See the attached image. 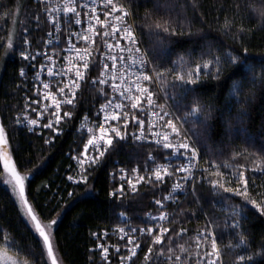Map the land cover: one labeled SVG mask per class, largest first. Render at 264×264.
<instances>
[{
  "label": "snow or ice",
  "instance_id": "6c2138e0",
  "mask_svg": "<svg viewBox=\"0 0 264 264\" xmlns=\"http://www.w3.org/2000/svg\"><path fill=\"white\" fill-rule=\"evenodd\" d=\"M148 3L151 8L145 6L146 15L141 17L133 0H35L36 10L26 15L31 27L0 28V51L18 55L22 61L20 90L25 91L26 85L33 90L24 96L25 103L15 116L0 117V177L10 186L13 202L35 240V245L23 248L15 237L8 239L0 230L4 245L0 264H27V260L13 259L10 252L30 257L35 264H58L53 250L58 214L46 216L37 207L29 177L22 174L26 164L20 162L13 141L19 126L33 135L47 129L51 135L45 142L51 143L53 135L62 132L61 121H71L73 116L78 121H95L66 177L73 185L87 186L90 170L100 165L117 141L131 140L144 150L141 162L111 174L119 183L112 184L108 195L122 204L129 193L140 197L138 186L143 185L152 193L154 212H148L143 226L134 227L125 219L111 234L91 233L96 243L93 251H99L101 264H112L110 248L119 257L117 264H220L225 239L236 253L235 264H255L257 256L264 257V243L253 251L243 224L252 209L264 217V142L257 147L252 140H243L242 147L230 136L232 119L240 125L247 123L255 98L252 88L258 81L264 87V68L258 73L236 54L238 50H226L227 45L208 44L198 56L190 49L180 52L169 47L179 45L176 38L193 26L187 13L196 17L203 5L200 0ZM228 11L221 8L215 23L226 36L237 31L243 34L245 13L264 21V0H235L226 18ZM145 35L149 37L147 46ZM230 66L236 71L218 87L229 89L230 84L235 103L226 102L222 112L203 102L197 86L206 79L220 81ZM82 84L99 96L88 116L82 106L77 109L76 90ZM218 114L221 126H227V142L218 139L220 146L210 149L208 140L215 129L212 121ZM186 125L199 126L196 139ZM53 188L41 184L35 191L48 189L53 203L60 196ZM181 197L197 211L183 212L178 223L169 208L182 209ZM208 208L213 209L211 216ZM199 221H203L202 228L185 226ZM111 236L119 237L123 245H109ZM56 244L58 247L59 241Z\"/></svg>",
  "mask_w": 264,
  "mask_h": 264
},
{
  "label": "trees",
  "instance_id": "16d2710c",
  "mask_svg": "<svg viewBox=\"0 0 264 264\" xmlns=\"http://www.w3.org/2000/svg\"><path fill=\"white\" fill-rule=\"evenodd\" d=\"M235 0H200L203 5L198 10L196 17L188 12L189 21L192 27L189 33L177 37L179 45L173 44L169 47L177 48L178 51L192 50L194 54L199 55L202 48L208 44L227 45L226 50L236 49V54L254 66L259 73L264 68V21L254 13H245L242 17L243 34L238 31L226 36L221 30V25L215 23L219 16L220 9L227 7L226 18L231 14V5ZM134 10L139 11V15H146L145 6L151 8L148 0H133ZM30 8L26 7L29 6ZM34 0H0V28L10 31L13 26L19 27L20 24H29L26 15L30 16L32 11L36 10ZM238 20L241 18L238 17ZM6 20L8 21L6 23ZM135 23L142 24V20H136ZM147 31V30H146ZM3 33H0L2 36ZM146 46L149 37L145 35ZM202 41V44H197ZM247 49V51H244ZM22 61L18 55H6L0 51V117L7 115L9 118L17 114V109L25 103L24 96L31 93L29 85L25 86V91H21V78L19 69ZM236 71L233 67H228L225 77L220 81L206 79L197 87L200 89V96L203 102L214 104L217 109L225 111V104L235 103V97H230L229 89H222L218 85L224 83L228 76ZM247 72V68H245ZM255 98L250 105V115L245 125H240L235 119H232L231 139L237 143L243 140H252L258 147L264 142V87L257 82L255 88H252ZM83 96H79L77 104L78 111L82 110L85 115H89V110L97 106L99 100L98 93L83 85ZM94 112L91 115L94 116ZM236 112L233 110L232 115ZM215 115V113H214ZM226 114V119H227ZM82 120H76L75 116L71 121L64 120L63 132L60 135H53L51 143H46L49 131L41 130L33 135L27 129L20 130L19 126L13 146L18 149L17 155L20 162L26 164L27 170L22 174L29 177V182L36 197L37 207L46 216L58 214V225L55 231L54 243L61 264H101L99 251H93L96 243L91 233L108 232L117 226H123L125 219H130L132 226H143L147 220L148 212H154L150 206L152 193L143 185L140 188V197L136 194L129 193L127 198L121 204V201L112 199L108 193L111 191L113 183H119V180L113 181L111 174L118 172L120 167L131 168L137 162H141L144 157V150L137 147L134 142L117 141L112 149L107 153L105 159L94 170H90L89 183L84 186L73 185L66 180L67 175L71 174L75 167V157L81 152L83 144L88 139L78 132ZM215 126L214 132L208 140V147L216 149L220 146L219 140L227 142L225 133L227 126L222 127L220 116L212 121ZM189 134L196 139L194 133L200 131L199 126L186 125ZM246 128V133L244 129ZM43 136L45 139H41ZM219 139V140H218ZM257 183H262L257 181ZM41 184H47L53 190H59L60 196L53 203H50L51 196L48 189L35 191ZM171 182L169 183V188ZM93 189V191H89ZM261 190L264 191V184ZM72 196L69 197L68 193ZM165 195L167 193H164ZM205 196L207 191L205 190ZM190 199V198H189ZM183 208H169L170 212L176 213V220L179 223L183 219V212H196L195 205L189 206L188 200L180 198ZM201 203H204L201 201ZM209 216L212 215L213 209H207ZM124 212V216L120 213ZM217 215L219 213L217 212ZM247 219L243 221L244 229L249 234L251 244L254 245L253 251H257L261 243H264V217H261L254 209L247 212ZM47 222V221H45ZM189 229H199L203 227V221L189 222L185 225ZM223 225L221 224V229ZM221 229H218L220 231ZM0 230L3 234L12 239L15 237L18 246L28 248L35 245L34 236L28 229L17 208L13 202L12 194L8 188L0 184ZM227 237V233H224ZM59 241L57 247L56 242ZM103 242V241H101ZM109 245L120 244L124 241L117 236H111L107 241ZM228 241L221 244V264H235V252L232 248L227 247ZM3 241H0V247H3ZM143 247V244L141 245ZM39 255L38 246L35 247ZM123 252L124 249L121 248ZM16 255L14 252H10ZM17 256V255H16ZM22 260H27L28 264H35V261L23 254L18 255ZM110 257L112 264H117L119 257L115 255V250L110 248ZM48 264H50L48 262ZM255 264H264V257L257 256Z\"/></svg>",
  "mask_w": 264,
  "mask_h": 264
},
{
  "label": "built area",
  "instance_id": "2783aa9c",
  "mask_svg": "<svg viewBox=\"0 0 264 264\" xmlns=\"http://www.w3.org/2000/svg\"><path fill=\"white\" fill-rule=\"evenodd\" d=\"M35 1V0H34ZM97 40H99V37L96 38ZM31 75L29 77V79L31 80ZM41 79H50V78H47L45 76H41ZM30 86V85H29ZM50 87H53V85L50 83ZM82 87H83V84L81 85V89H77V97L76 99L78 100L79 96H80V93L82 91ZM30 89H31V93H32V88L30 86ZM34 94V93H33ZM44 105L42 104L41 107H43ZM50 106V105H49ZM63 122L64 120L61 121V125L60 127L62 128V132H63ZM95 121L92 120V119H83L82 122L80 123L79 125V128H78V132L81 133L83 136H87L88 138L90 137V130L92 129L93 125H94ZM43 130H46L48 131L47 129H43ZM61 132V133H62ZM60 133V134H61ZM59 134V135H60ZM128 142H132L131 140H127ZM135 143V142H134Z\"/></svg>",
  "mask_w": 264,
  "mask_h": 264
},
{
  "label": "rangeland",
  "instance_id": "374dc122",
  "mask_svg": "<svg viewBox=\"0 0 264 264\" xmlns=\"http://www.w3.org/2000/svg\"><path fill=\"white\" fill-rule=\"evenodd\" d=\"M0 184H2L3 186H5L6 188H8L10 190V186L3 182L2 177H0ZM10 192H11V190H10ZM58 221H59V219H58ZM53 246H54L53 247L54 253H55V255L58 258V264H61L60 259H59L58 254H57V251H56V248H55L54 239H53ZM10 255H12V258L15 259V260H17L18 262H23L24 261V260L20 259L19 257H17L16 255H13L12 253H10ZM49 263H50V261H49ZM220 264H221V257H220Z\"/></svg>",
  "mask_w": 264,
  "mask_h": 264
}]
</instances>
